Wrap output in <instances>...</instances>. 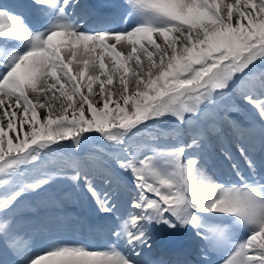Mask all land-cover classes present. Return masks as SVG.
<instances>
[{
  "label": "snow or ice",
  "instance_id": "1",
  "mask_svg": "<svg viewBox=\"0 0 264 264\" xmlns=\"http://www.w3.org/2000/svg\"><path fill=\"white\" fill-rule=\"evenodd\" d=\"M29 7L43 18L39 27L0 5V245L18 257L14 264H145L151 233L180 229L199 241L198 264H264V155L258 162L238 144L237 160L223 149L234 176L224 183L200 163L201 135L150 154L128 144L166 116L183 124L237 79L247 80L241 98L264 125V72L252 71L264 61V0H126V27L93 31L75 13L80 0ZM92 132L112 150L94 158L108 186L103 196L83 161L43 166L62 142L79 147ZM68 170L107 214L119 210L117 173L129 174L130 211L115 217L101 247L50 241L32 251L16 231L15 210Z\"/></svg>",
  "mask_w": 264,
  "mask_h": 264
},
{
  "label": "rangeland",
  "instance_id": "2",
  "mask_svg": "<svg viewBox=\"0 0 264 264\" xmlns=\"http://www.w3.org/2000/svg\"><path fill=\"white\" fill-rule=\"evenodd\" d=\"M2 1L9 2V0H2ZM123 1H125V4H126V0H123ZM29 4H30V2H29ZM16 8H17V6H16ZM252 71L254 73L255 72H257V73L264 72V61L257 62L255 67L252 69ZM246 83H247L246 79H237L233 85L236 87L235 91H236V94L238 96H236L234 91L230 89L229 92L226 93L225 95L217 96L214 101L204 102L199 107L198 115L188 114L186 121L183 124H181L180 126H179L180 122H178L174 116H171L170 120H169L171 122V126L166 124V121H164L167 119L168 116H166L162 119H159L155 122L148 123L147 129L142 130V132L140 134H138L135 137H132L128 141V144L131 146L132 151H134V152L138 150L139 153L150 154L149 150L153 146H156V145L166 146V147L179 146L181 144L190 143L191 138L194 135H201L202 136V134L203 135L205 134V136L207 135V136H209V138H207L205 136H203V137L206 139L207 143L211 144L215 153L213 152V150H211L209 148L208 144H206L205 140L203 139L202 146H201L199 152L197 153L199 160H200V163H201V165H203L204 156H206V158H210V155H212V154L214 156H216V153L219 154L220 149L216 148L215 146H216V143L221 145L220 144L221 139H220V134L217 136V134L215 133V127L216 128L220 127L219 122H220V120H224L223 114L225 115L226 111H230L231 116L228 115V118H231V120H232V118L233 119L239 118L240 114H241V116L245 117L246 122H248L247 125L250 126L251 124L249 123V121L253 120V122L257 121L259 123V124L255 123V125L258 126V128H260V129L263 128L261 121L255 119L253 117V115H254L258 118L254 109H252L251 106L245 104L241 98V90L239 89V87H240V85H246ZM116 85H118V86H114L115 90H117L119 88V84L117 83ZM234 107L235 108L238 107L239 110L238 111L234 110ZM233 110L236 113L233 112ZM0 115H2V110H0ZM251 116L253 118H251ZM5 123H6V121H5ZM228 124H229L228 127H230L229 129H235V127L232 126L230 121H228ZM240 125H241L242 129L240 131L236 130L237 132H236V135L234 136V138L236 139V142H239V143L243 142L244 144H248L249 148H251V150H252L251 154L253 155V153H255L256 151H259V150L255 149L254 145H253L254 148L251 146L252 143L249 141L250 139L245 138V135L248 137L250 130H254V132H255V129H257V127L253 125L254 127L249 129L246 126L245 127L242 126V123ZM167 126H168V129H171V127L173 126L172 128L174 130H176V132L174 133V136L171 134L165 135V136L159 134L158 130L160 128L165 129ZM213 126H214V129H212ZM207 127H211V131H208ZM223 127H224V125H223ZM153 132H156V133L153 134ZM228 135H230V133H228ZM231 135H233V134H231ZM153 137H155L156 139L153 140ZM229 143H231V142H229ZM102 147L107 149L109 151V153L112 152V150L108 148L106 142L103 141L102 138L99 136V134H97L95 132L87 134V139L85 141H83L79 147L74 146L70 141H64V142H62L61 148L56 149L52 153L46 154L45 160L43 161V166L47 167L48 169H52V168L57 167L59 165L61 158L74 157V158H77L79 160L80 159H83V160L86 159L84 164L85 163L94 164V166H95L94 170L96 172H98L97 166H98L100 161H97L94 158L96 156H98V154H99L98 150L101 149ZM188 155H192V152H189L186 154V156H188ZM213 161H215V159H213ZM35 171H36L35 169L29 168L28 169V175L29 176L33 175L35 173ZM72 175H73V173L70 170H68L65 173L57 175L54 179H52L49 182V184H47L44 187L43 191H41L39 193V195H31V194L26 195L25 198L20 201V203L18 204V206L15 210L16 222H19L21 220L22 217L20 216L21 214H19V211H21V209L24 206V202L26 200H28L29 196H30L29 200L34 201L32 204H34L35 202L40 201L42 199H45V201H48L50 196L53 195V191L51 190V187L54 188V190H55V192H57V194L61 192L60 193L61 196L59 197V199L64 198L65 201H70L69 200L70 196L68 198H67V196L70 195V192H72V189L74 188V186H76V182H77V181L72 180L70 178ZM117 177L119 178V180H123L126 177L127 182H129V184H131L130 183L131 177L129 174H125L123 172H118ZM91 180H93L92 182L95 185H97V183H102L101 179L99 181L97 179H95V182H94L93 178H91ZM102 184H104L106 187H108L104 182ZM78 189H80V188H78ZM74 194H76V193H74ZM125 197H127L125 195V193L124 192H123V194L121 193L120 198H119L120 202ZM129 197H131V196H129ZM129 199L130 198H128L127 201H125L127 208L129 207L128 206V200ZM73 201H74V199H73ZM48 202L50 203V201H48ZM48 202L46 203L45 208L43 210L48 211V212H49V210L53 211L52 207H50L51 203L49 204ZM48 208H50V209L48 210ZM67 210H70V207H68ZM36 215H37V213H36ZM53 220L55 221V219H53ZM171 232L175 233L176 231L171 230ZM0 248L6 249V247L3 245L0 246Z\"/></svg>",
  "mask_w": 264,
  "mask_h": 264
},
{
  "label": "bare ground",
  "instance_id": "3",
  "mask_svg": "<svg viewBox=\"0 0 264 264\" xmlns=\"http://www.w3.org/2000/svg\"><path fill=\"white\" fill-rule=\"evenodd\" d=\"M11 1V0H9ZM28 3L30 2L31 3V0H27ZM7 2V1H6ZM96 2H99L98 0H87L85 3V5H83V7H80V9L82 10V12L84 13H89V9H92V7L89 5L90 3H96ZM82 2L80 1V4ZM110 3V2H109ZM114 6V9L116 10V5L115 3L112 4ZM110 8V7H108ZM108 8L106 7L105 9L108 10ZM78 10V8H76ZM103 10L104 8L102 7H97L94 12L95 14H97L98 16H96L95 14H92V15H89L90 17H93V18H96V17H100V16H104V18L106 19V16L105 14L103 13ZM88 17V15L86 16ZM104 18L100 21V22H103L105 21ZM86 20H88L90 24L93 25H96L97 22H95L92 18H87ZM87 23V24H88ZM257 73V72H255ZM247 85V83H246ZM246 85H240L239 89L241 90V93L242 91H247V87ZM115 86H118V85H115ZM236 87L233 85L231 90L234 91V93L236 94V91H235ZM115 90V88H114ZM236 96H238L236 94ZM234 110H239L238 107L235 108L234 107ZM233 110V112H235ZM255 111V110H254ZM256 112V111H255ZM236 113V112H235ZM240 114V113H239ZM228 115H230V111H226L225 112V115L223 114V117H224V120H220L219 122V125L220 127H215L216 130H215V133L217 134V136L220 134V139H221V145H219L218 143H216V148H219L220 151H219V155L222 157L221 153H222V145L223 143L226 142L227 138H229L230 142H233V141H236L235 139L234 140H231L230 138H233L235 135H236V132L239 130L242 129L241 127V123H242V126H246L248 127L249 125H247V122H246V119L244 116H241L240 114V117L237 118V119H233L231 120V118H228ZM231 116V115H230ZM170 115L167 117L166 120V124L170 125L171 126V122L169 121L170 120ZM253 117L255 118V116L253 115ZM244 119V120H243ZM228 121H230V123L232 124L233 127H235V129L237 131H233V129H229L230 127L229 124H228ZM240 121V122H239ZM178 123V122H177ZM181 125V123H179V126ZM217 125V124H216ZM226 128H224L223 127ZM215 126V125H214ZM214 126L212 129H214ZM173 127V126H172ZM171 127V129H168V126L165 128V129H159L158 132L160 135H173L174 136V133L176 132V130H174L173 128ZM155 128V127H154ZM153 128V129H154ZM208 128V131H211V127H207ZM178 130V129H177ZM194 131V130H193ZM147 132V131H146ZM156 133V132H153V134ZM196 133V132H195ZM228 133H230V135H228ZM233 134V135H231ZM238 134V133H237ZM203 135V134H202ZM228 135V136H227ZM226 136V138H225ZM167 137V136H166ZM187 137V136H186ZM248 138V137H247ZM224 146V145H223ZM224 149V148H223ZM206 157V156H205ZM81 161L85 162L86 159H80ZM210 162V165L212 167L211 169V173L209 172V169L206 171L207 174L209 176H211L213 178V180L215 179V176L213 177L214 174L216 173H220V175H222L223 173V170L222 171H219L220 169H223V165L219 162V161H213L212 158H210L209 160ZM224 164V163H223ZM95 166L94 164H90V163H85L84 164V171L87 172L89 178H93L94 179V182H95V179H97L98 181L101 179L102 183H103V179L100 175L99 172H96L95 170ZM117 179V182L119 183L120 185V189L124 192V190H129V182H127V179L126 177L123 179V180H119L118 177H116ZM93 181V180H92ZM215 181V180H214ZM102 183H97V185H95V187L97 188L98 192L101 194V196H103V193L108 190V187H106L104 184ZM80 189L83 190L82 191V194H70L67 196V198L70 196L69 200H73L74 199V202L76 205L80 204L81 207H80V210L84 213H92L93 211H96V213L99 215V214H103V212H101L99 210V206L97 205L96 201L94 200V198L91 197L90 194H88L84 188V185H83V180L81 179L80 181ZM78 189V188H76ZM78 189V190H80ZM50 201V198L49 200ZM48 201H45V199H42L40 201H37L35 202L33 205V209L31 208H28V211L25 210V211H22L19 212V214H21L20 216L22 217L21 220L19 222H16L15 223V228H16V231L18 233H20L21 235H24L26 236V238L28 239L29 241V246H30V249L32 251H38L42 248L45 247V245L50 242V241H69L68 238H66V236L62 235V236H59L57 234V228L59 227L58 225V221H54L53 219V215H52V212H48V211H44L43 209L45 208V205ZM56 201V200H55ZM64 198L63 199H59V203L64 207H67L66 204H64ZM49 203V202H48ZM50 204V203H49ZM92 208V210H91ZM30 209V210H29ZM126 212H128V210H126ZM27 214H31L33 213L34 216L32 218H34V222H35V230H34V233L33 232V229L31 228L32 224H30L28 222L29 218H30V215H26ZM37 213V215H36ZM107 214V213H105ZM61 215V214H60ZM28 216V217H27ZM92 217V216H91ZM90 216L87 217V222L85 221V227L89 224V221H90ZM93 218V217H92ZM99 222L102 226V229L103 231H106V229H108L109 225H111L112 223L109 222V220H106L105 218H99ZM32 223V222H31ZM66 224V223H65ZM68 231H66V234H67ZM64 233V232H63ZM68 235V234H67ZM30 236V237H29ZM32 236L34 237L32 239ZM151 236H152V240H151V245L155 246L157 248V251L164 248L165 246V241H163V237L161 236V230L159 231H153L151 233ZM65 238V239H64ZM37 239V242L34 243L33 241ZM64 239V240H63ZM186 241L190 242L191 245L188 246V250H190V252H196L197 254H200V248H199V241L191 234L190 232V236H187V239ZM2 246V245H0ZM4 246V245H3ZM188 250H183L182 252L179 253V256L182 255V254H185ZM154 251V248H151L150 251H149V254L151 255ZM194 256V254H193ZM148 257L150 258V256L148 255ZM18 259L17 256H15L9 249H2L0 248V260H3V261H6L7 264H14V262ZM174 263H183L184 261L182 260H179V258H176L175 260H173ZM189 261H187L188 263Z\"/></svg>",
  "mask_w": 264,
  "mask_h": 264
}]
</instances>
